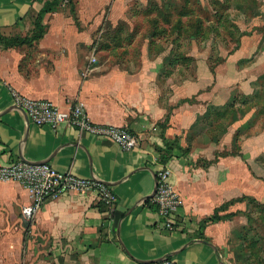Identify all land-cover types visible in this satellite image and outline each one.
<instances>
[{"label":"crops","instance_id":"obj_1","mask_svg":"<svg viewBox=\"0 0 264 264\" xmlns=\"http://www.w3.org/2000/svg\"><path fill=\"white\" fill-rule=\"evenodd\" d=\"M52 1L0 0L2 36L32 37L40 12ZM152 1L60 0L43 19L40 40L7 49L0 44V168L20 160L48 163L103 182L118 197L115 213L100 210L97 194L89 193L49 201L31 221L22 216L18 230L28 229L31 240L18 241V247L28 243L39 253L46 249L36 264H156L165 257L177 264H229L222 248L233 231L248 225L247 216L208 224V241L197 237L199 223L234 199L264 201V180L251 171L264 154V112L254 96L255 83L264 78V50L244 65L238 64L246 58L243 49L224 56L219 66L202 57L199 47L185 57L176 42L165 44L144 28L134 31V25L146 21L142 14ZM123 22L130 34L119 33L110 42ZM106 43L111 47L104 48ZM183 57L193 66L192 76ZM13 92L51 101L64 111L79 102L93 123L128 128L139 147L124 151L68 125L58 131L38 127L15 105ZM231 104H236L238 121L215 142L210 128L215 113ZM248 125L252 134L239 145L240 155L233 151L236 156L217 158L234 148L232 139ZM188 135L191 154L161 165L158 149L175 139L186 149ZM165 166L182 200L181 228L173 233L162 228L159 215L147 205L157 172ZM29 203L23 186L0 178L2 220L8 211L19 218Z\"/></svg>","mask_w":264,"mask_h":264},{"label":"rangeland","instance_id":"obj_2","mask_svg":"<svg viewBox=\"0 0 264 264\" xmlns=\"http://www.w3.org/2000/svg\"><path fill=\"white\" fill-rule=\"evenodd\" d=\"M132 16L133 12L129 17ZM142 16H146V21L144 24L134 25V31L141 32L144 28L145 32L151 31L155 35L162 36V42L165 44L176 42L178 48L184 49L185 57L187 55L189 58H191L190 49L199 47L203 49L201 56L209 57L216 66L223 63L224 56H229L241 49L245 51L246 58L238 64H252L264 50V0H153L151 7L146 9ZM128 27L125 22L118 25L109 41L113 42L119 33L124 34V37L129 35ZM258 34L260 36L254 42L252 38ZM126 39H123L122 43L126 44ZM141 43L143 40H139V45ZM102 46L111 47L107 43ZM182 59L185 65L187 60L184 57ZM185 67L188 76H192L193 66L186 64ZM255 91L259 95L262 94L260 98L264 100V79L255 83ZM246 99L251 100L249 96ZM257 103L260 105L261 101ZM232 107H236V104H232ZM261 107L259 106V109ZM235 118L236 115L233 114L224 115V123L221 122L217 128L219 134L227 131L226 125L229 121L232 124L237 122L238 119L235 120ZM249 126L239 128L238 134L232 139L235 146H239L252 134V131L248 130ZM200 139L206 142L205 138ZM185 141L188 149L182 148L174 152V156L191 154L193 140L188 135ZM233 151L232 148L231 151H225L216 156L217 158L225 155L236 156ZM237 154L240 155V152L237 151ZM257 163V166L253 164L251 171L254 176L264 180V154ZM199 164L204 165L205 162L204 164L199 162ZM229 210L232 213V219L244 213L249 224L245 231H233L231 235H227V244L225 248H222L227 256L225 258L229 264H264V201L263 204L261 202L259 204L240 199V202L232 205L228 208ZM21 218L22 215L19 214V218H16L10 215L9 211L6 212L4 220L0 216V264H36L39 259L42 260L41 256L46 255L44 252L46 249H41L42 253H39L40 250L32 249L27 245L31 237L28 229L24 232L18 230L21 227ZM200 226L199 223V228ZM21 240L28 243L19 248L17 243ZM37 256L38 260H36Z\"/></svg>","mask_w":264,"mask_h":264},{"label":"built area","instance_id":"obj_3","mask_svg":"<svg viewBox=\"0 0 264 264\" xmlns=\"http://www.w3.org/2000/svg\"><path fill=\"white\" fill-rule=\"evenodd\" d=\"M95 56L91 64H95ZM15 105L21 109L29 120L38 127H50L58 131L68 125L81 134H88L100 141L119 146L124 151L139 147V138L128 128L100 125L93 123L79 102L64 111L48 100H30L17 92L12 93ZM0 178L23 186L29 193L30 203L22 207V216L33 220L52 200L71 194L87 195L96 193L101 204L110 213H115L118 197L113 188L95 179H85L71 172H61L48 163H32L25 160L12 162L0 168ZM157 206V214L165 231L173 233L181 228L179 210L182 207L180 195L171 183V170L161 167L156 176V193L152 199ZM156 264H177L173 259L165 257Z\"/></svg>","mask_w":264,"mask_h":264},{"label":"trees","instance_id":"obj_4","mask_svg":"<svg viewBox=\"0 0 264 264\" xmlns=\"http://www.w3.org/2000/svg\"><path fill=\"white\" fill-rule=\"evenodd\" d=\"M72 1V0H71ZM59 3H60V0H53L52 2H48L45 4V7L43 8V10L40 12L39 16H38V19L36 21V32L35 34L30 37V38H26V39H21V38H11V39H8V38H5L2 36L1 32H0V44L4 47V48H13V47H17V46H21L23 44H30L32 41H38L40 40L43 35H44V28L42 27L41 23L43 21V19L45 18V16L47 14H50L52 12H55L59 6ZM264 78L260 79V80H263ZM264 94V93H263ZM255 97H257V99H259V101L262 102V104L260 106L261 107V112H264V100H262L260 97L262 96V94L259 95L258 92H256V95H254ZM261 99V100H260ZM233 114V115H236V118L235 120L238 119V114L239 112H237V110L235 109V107H232V104L229 105L228 107H225L224 109H221V110H217V112L215 113V116H214V120H213V123L214 125H212L211 130L213 132V137L212 139L216 142H219V140L221 139V137L227 133V131L224 133V134H219L218 132V126L221 122L224 121L223 119V116L227 114ZM219 120H222V121H219ZM218 123V124H217ZM224 123V122H223ZM216 124H217V127H216ZM232 123L229 121V123L226 125L227 127V130L229 128V126H231ZM264 125V123H263ZM217 129V130H216ZM238 134V133H237ZM236 134V135H237ZM220 138V139H219ZM178 139H175L171 142H166V145H165V148H160L158 149V152H159V163L161 165H165L172 157H174V151L175 149H182L180 145H178ZM234 151L237 152L239 151V146H235L234 145ZM186 152V150H185ZM204 166H207V163H205ZM240 199H243V201H246V200H251L253 201L254 203H259L258 201H256L255 199L251 198V197H247V196H244L242 198H238V199H234L228 203H226L225 205L221 206L220 208H218L214 215L211 216L210 218L206 219V220H203L200 222V228H199V231L197 233V237L200 238V239H203L205 241H208V239L205 238L204 236V230L205 228L207 227L208 224H213V223H218V222H221V221H225V220H229V219H232L233 216H232V213L230 214H225V215H222L224 212L228 211V208H230L232 205L234 204H237L238 202H240ZM234 203V204H233ZM263 204V203H262ZM147 205L155 212H157L158 208L157 206L153 203L152 199L147 201ZM100 210L102 209H107V207L103 204L100 203V207H99ZM248 224H249V220H248ZM248 226V225H247ZM246 227H244L241 231L239 232H242V231H245L246 230Z\"/></svg>","mask_w":264,"mask_h":264},{"label":"water","instance_id":"obj_5","mask_svg":"<svg viewBox=\"0 0 264 264\" xmlns=\"http://www.w3.org/2000/svg\"><path fill=\"white\" fill-rule=\"evenodd\" d=\"M155 193H156V189H155V192H154V194H153L152 198L155 196Z\"/></svg>","mask_w":264,"mask_h":264}]
</instances>
